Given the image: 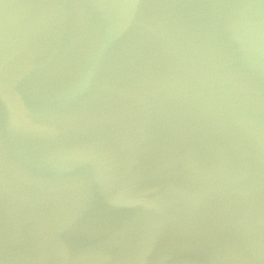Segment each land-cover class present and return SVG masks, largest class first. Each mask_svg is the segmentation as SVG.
<instances>
[{"label":"water","instance_id":"95a60500","mask_svg":"<svg viewBox=\"0 0 264 264\" xmlns=\"http://www.w3.org/2000/svg\"><path fill=\"white\" fill-rule=\"evenodd\" d=\"M0 264H264V0H0Z\"/></svg>","mask_w":264,"mask_h":264}]
</instances>
